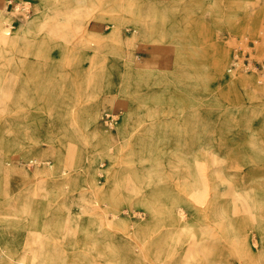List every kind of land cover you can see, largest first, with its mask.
<instances>
[{
    "label": "rangeland",
    "instance_id": "rangeland-1",
    "mask_svg": "<svg viewBox=\"0 0 264 264\" xmlns=\"http://www.w3.org/2000/svg\"><path fill=\"white\" fill-rule=\"evenodd\" d=\"M0 20V264H264V0H0ZM115 180L112 208L90 196Z\"/></svg>",
    "mask_w": 264,
    "mask_h": 264
},
{
    "label": "bare ground",
    "instance_id": "bare-ground-1",
    "mask_svg": "<svg viewBox=\"0 0 264 264\" xmlns=\"http://www.w3.org/2000/svg\"><path fill=\"white\" fill-rule=\"evenodd\" d=\"M1 21V20H0ZM0 30H1V26H0ZM6 34L8 35L9 34V32L7 31L6 32ZM110 38L112 39V40H115V41H117V42H119V40H117V33L116 32H111V34H110ZM4 50L3 49H1L0 50V56H3L4 55ZM113 102V101H112ZM84 114H85V122L87 121L88 122V120H89V118L91 117V115H92V105H87L86 107H85V109H84ZM87 122H86V124H87ZM99 134L101 135V136H105V135H103L101 132H99ZM103 145H106V148L109 146V141L105 138V137H103V139H102V142H101ZM51 151H52V153H56V149H55V146H53L52 148H51ZM70 151H74V148H72V149H70ZM84 158V157H83ZM63 159H65V160H67L68 162H69V166L73 169L72 171L73 172H77V169H78V167H80L79 169H82L81 171H85V172H87V171H89V170H92V171H94L95 173L97 172H99V168H98V166L97 165H90V161L89 162H84V161H81L80 163L77 161V159H76V157H75V154H74V152H73V154H71V155H69L68 156V159H66V158H63ZM34 160V159H33ZM64 160V161H65ZM66 161V162H67ZM62 159H60V157H57V163H55L56 164V166H59V164H62ZM84 162V163H83ZM79 163V164H78ZM92 166V167H91ZM63 171H61V173H62ZM78 172H80V170H78ZM0 173H2V172H0ZM55 174V173H54ZM108 174V173H107ZM50 179L51 178H44V179H42V181H40V183L39 184H37L36 186H33V185H31L32 186V190H34L35 192L32 194V195H39L38 196V200H46V199H48L49 197H50V195L52 194L51 193V189L49 188V187H51V186H53V185H55L53 188H56V185H57V183H60V182H62V181H60V182H58V181H56V180H53V181H50ZM114 180V179H113ZM117 183V181L115 180V181H111L110 182V184H109V186L105 189V188H103V189H100L99 187H97V186H95V189H94V191H91L90 192V196H93V198L96 200V198H95V193H100V194H102V196L108 201V204H109V208H112L113 206H114V193L116 192V185H114V184H116ZM91 186V185H90ZM51 190V191H50ZM36 193H38V194H36ZM40 193V194H39ZM13 200H15L14 198H7L6 199V201H5V204L6 205H12V203H13ZM151 201V200H150ZM150 205V204H149ZM151 208V207H150ZM118 223H120V221L118 220L117 221ZM150 225V222H147V223H145V222H140V223H138L137 224V231L139 232V231H145V230H147L146 228L148 227ZM263 258H264V254H262V255H260V256H258V259L259 260H263Z\"/></svg>",
    "mask_w": 264,
    "mask_h": 264
},
{
    "label": "built area",
    "instance_id": "built-area-1",
    "mask_svg": "<svg viewBox=\"0 0 264 264\" xmlns=\"http://www.w3.org/2000/svg\"><path fill=\"white\" fill-rule=\"evenodd\" d=\"M10 4H12V1H10ZM112 122H113V117L111 115H107L105 120L106 125H110Z\"/></svg>",
    "mask_w": 264,
    "mask_h": 264
}]
</instances>
